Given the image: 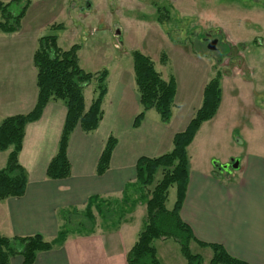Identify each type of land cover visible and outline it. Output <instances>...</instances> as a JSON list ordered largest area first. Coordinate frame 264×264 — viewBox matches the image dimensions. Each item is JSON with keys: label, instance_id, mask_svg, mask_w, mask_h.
I'll list each match as a JSON object with an SVG mask.
<instances>
[{"label": "crops", "instance_id": "1", "mask_svg": "<svg viewBox=\"0 0 264 264\" xmlns=\"http://www.w3.org/2000/svg\"><path fill=\"white\" fill-rule=\"evenodd\" d=\"M10 1L13 0H0ZM51 1L31 0L20 29L0 34V121L28 114L36 104L33 55L41 33L54 23L45 15V4ZM175 82L170 120L162 123L158 113L150 109L136 129L133 123L141 107L133 74L124 75L112 95L106 89L98 127L88 134L76 127L70 135L66 152L70 176L61 180L48 179L46 168L56 154L66 108L61 101L49 102L40 118L25 127L17 160L26 174V188L19 198L0 200V236L28 240L39 235L46 242L53 241L52 249L33 252L32 264H126L127 253L135 243L122 239L128 221L111 228L92 208L93 226L82 233H67L58 243V233L65 226L62 212L83 215L90 197L105 203L117 201L125 196L126 187L134 184L139 158H154L173 150V137L186 129L201 106L207 81L198 77L181 86L176 79ZM183 87L186 98L181 106L178 95ZM255 117L259 118L263 141H237L239 146L245 145L237 170L230 168L235 161L231 156L219 162H211L214 156L198 158L196 152L193 158L190 156L191 148L195 151L199 142L210 139L214 128L209 123L213 118L200 126L186 148L188 182L179 215L190 228L195 239L190 243L195 246L220 245L237 260L264 264V113H256ZM110 136L116 139V146L108 169L97 175L96 165ZM5 152H0V170L6 166L9 151ZM216 165L229 167L225 171ZM22 263L21 256L10 259V264Z\"/></svg>", "mask_w": 264, "mask_h": 264}, {"label": "rangeland", "instance_id": "2", "mask_svg": "<svg viewBox=\"0 0 264 264\" xmlns=\"http://www.w3.org/2000/svg\"><path fill=\"white\" fill-rule=\"evenodd\" d=\"M45 5V15L54 23L42 36L54 35L62 50L75 46L79 68L93 76L83 91L87 105L96 95V80L102 72L109 95L124 75L133 74L132 53L137 51L151 59L164 79L173 77L180 86L198 77L206 85L211 80L216 83L219 104L209 123L214 129L207 142H199L195 151L191 148L192 158L197 153L198 158L214 156L211 162L228 156L237 161L245 150L237 141H263L255 116L264 113V0H52ZM18 10V6L13 8L14 13ZM212 41H216L215 48L209 50ZM185 98L183 87L179 105H184ZM160 179L158 173L148 191ZM132 199L129 196L124 202L123 196L104 206L105 212L112 210L111 228L128 221L122 239L129 244L136 242L146 223V200L139 195ZM175 200L176 188L172 187L167 210ZM69 222L68 234L93 226L85 221L84 227L78 226L79 218L74 215ZM152 246L160 263L187 264L173 239H154ZM189 251L200 256L201 264H209L213 254L210 247L192 243Z\"/></svg>", "mask_w": 264, "mask_h": 264}, {"label": "trees", "instance_id": "3", "mask_svg": "<svg viewBox=\"0 0 264 264\" xmlns=\"http://www.w3.org/2000/svg\"><path fill=\"white\" fill-rule=\"evenodd\" d=\"M30 2L31 0L0 2V34H12L20 29L21 20ZM16 6L19 10L14 13L13 8ZM132 58L134 87L141 107L134 119L133 128L139 127L145 112L150 109L158 113L162 123H167L171 117L176 93L175 79L173 77L164 79L154 69L151 59L137 51L132 53ZM33 66L37 73V99L33 110L28 114L7 117L0 121V152L9 151L6 166L0 170V200L24 195L27 179L17 156L21 150L26 125L38 120L49 102L61 101L66 108L57 151L46 168V177L51 180L66 179L70 176V163L66 152L73 130L79 127L83 133H91L98 127L103 115L102 102L107 89L106 73L102 72L98 76L96 95L87 105L83 91L90 85L93 76L79 68L75 46L62 50L58 47L54 35L42 36L37 41ZM218 104V89L214 80H211L204 88L201 106L195 111L186 129L174 135L173 150L158 157H141L137 160L135 182L126 187L124 202H127L129 196L131 200L138 195L145 199L146 223L127 253L126 264H162L156 257L152 241L167 238L173 239L179 245L187 264H201L200 256L190 254L189 244L195 239L190 228L180 219L179 212L188 182L186 148L200 126L213 118ZM115 146L116 139L110 136L98 159L97 175H102L108 169ZM158 173L161 174V179L151 191H148ZM172 187L176 188V200L173 208L167 210L165 204L168 190ZM105 205L106 203L100 201L98 197H90L83 215L73 214L79 218L77 225L84 227L83 221L92 222V208L101 219L110 222L109 213L112 210L105 212ZM62 217L65 229L58 233V243H62L67 233L71 231L67 229L71 213L62 212ZM202 245L212 250L209 264H247L229 256L220 245ZM53 247L54 244L44 241L39 235L28 240L0 236V264H10V259L14 256H21L22 264H32L35 259L33 252L48 251Z\"/></svg>", "mask_w": 264, "mask_h": 264}, {"label": "water", "instance_id": "4", "mask_svg": "<svg viewBox=\"0 0 264 264\" xmlns=\"http://www.w3.org/2000/svg\"><path fill=\"white\" fill-rule=\"evenodd\" d=\"M89 7H90V4L87 3L85 9H86V10H89ZM215 43H216V41H212V42H210L209 45H208V49H209V50H214V48H215ZM216 167H217L219 170H225V171H227L229 166L224 165V166H222V167H218V166L216 165ZM230 168L233 169V170H237V169H238V161H233V163L230 165Z\"/></svg>", "mask_w": 264, "mask_h": 264}, {"label": "flooded vegetation", "instance_id": "5", "mask_svg": "<svg viewBox=\"0 0 264 264\" xmlns=\"http://www.w3.org/2000/svg\"><path fill=\"white\" fill-rule=\"evenodd\" d=\"M209 45V44H208ZM208 45H207V48H208Z\"/></svg>", "mask_w": 264, "mask_h": 264}]
</instances>
